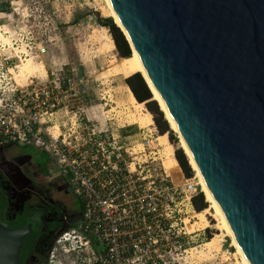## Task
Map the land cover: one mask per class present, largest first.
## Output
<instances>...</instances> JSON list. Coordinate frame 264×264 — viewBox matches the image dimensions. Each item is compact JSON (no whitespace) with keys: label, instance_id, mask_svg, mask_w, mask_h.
<instances>
[{"label":"built area","instance_id":"1","mask_svg":"<svg viewBox=\"0 0 264 264\" xmlns=\"http://www.w3.org/2000/svg\"><path fill=\"white\" fill-rule=\"evenodd\" d=\"M57 1L0 0L11 8L0 12V148L47 151L83 204L81 223L58 237L49 264L76 238L95 264H179L196 186L182 171L183 182H174L153 123L90 118L72 78L49 73L44 59L57 29L47 7ZM28 61L42 68L23 77Z\"/></svg>","mask_w":264,"mask_h":264},{"label":"water","instance_id":"2","mask_svg":"<svg viewBox=\"0 0 264 264\" xmlns=\"http://www.w3.org/2000/svg\"><path fill=\"white\" fill-rule=\"evenodd\" d=\"M108 2L122 28L98 23L123 32L247 264H264V0ZM31 231L0 224V264H20Z\"/></svg>","mask_w":264,"mask_h":264},{"label":"rangeland","instance_id":"3","mask_svg":"<svg viewBox=\"0 0 264 264\" xmlns=\"http://www.w3.org/2000/svg\"><path fill=\"white\" fill-rule=\"evenodd\" d=\"M79 2L88 5H83L82 9H76L71 6L73 3L69 0H58L48 5L49 16L57 31L48 43V53L44 59L46 68L56 77L72 78L73 86L79 92V96H82V105L90 118L91 116L98 118L108 116L131 123L138 116L137 111L127 103L129 92L125 84L126 78L116 75L113 70V61H120L121 57L118 56L116 47L112 52H107L103 37L112 39L110 29L98 23V18L100 20L108 18L105 15L108 12L107 3L105 0H79ZM143 104L145 111H148L145 103ZM92 106L96 109L91 111ZM153 124L156 127L154 120ZM169 128L174 136V139L170 140L167 134L170 145L175 151L182 150L178 134L171 129L170 125ZM130 130L131 128L124 129V131ZM134 130L135 128L132 129ZM179 170L182 171L180 166ZM193 173L191 180L196 186L194 192L196 195L199 191L202 192V188L194 171ZM173 180L177 184L182 183L181 172L174 175ZM209 212L213 213V210ZM198 213L193 208L189 213L190 217L185 221L195 225L193 228H190L189 224L185 226L191 233L183 241V249L186 251L178 252V263L243 264L227 231L219 227L217 220L211 215L206 216L208 224L204 225L197 219ZM208 231L212 233V238L216 239L211 248L205 246L208 241L206 238ZM72 246L73 249L61 250L56 264H95L91 255L90 258H86L87 250L77 238L72 240Z\"/></svg>","mask_w":264,"mask_h":264},{"label":"flooded vegetation","instance_id":"4","mask_svg":"<svg viewBox=\"0 0 264 264\" xmlns=\"http://www.w3.org/2000/svg\"><path fill=\"white\" fill-rule=\"evenodd\" d=\"M78 200V202H77ZM0 224L31 225L20 264H49L58 237L81 223V201L50 154L33 146L0 148Z\"/></svg>","mask_w":264,"mask_h":264},{"label":"bare ground","instance_id":"5","mask_svg":"<svg viewBox=\"0 0 264 264\" xmlns=\"http://www.w3.org/2000/svg\"><path fill=\"white\" fill-rule=\"evenodd\" d=\"M105 1L107 3V6H108V12H106V14H105L106 17L112 18L115 21V24L119 28H122V26H121L119 20L117 19L112 7L110 6L108 0H105ZM103 39L107 45V52H112L113 49L115 48L114 41L112 39H110L109 37H103ZM113 63H114L113 70H114V73L116 75H121V76H124L125 78H128V77H130L136 73H139L143 77L148 88L151 91L152 99L157 102L159 109L163 112V114H164L168 124L170 125L171 129L174 130L178 134V132H177L171 118L169 117L161 99L159 98L155 88L152 86L150 79H149L141 61L139 60L135 50L132 48V53H131V56L129 58H121L120 61L114 60ZM41 68H42L41 65H38V64L32 63V62H27V63H24L22 66H20L19 71H20L21 76L26 77L27 75H32L35 72H37L38 70H41ZM126 88L128 89V92H129L128 93V100L129 101L127 103H129L133 107V109H135L137 111L136 113H137L138 117L136 119H134L133 122L140 121L142 126L152 125V123H153L152 115L148 111H145L144 104L137 102V100L135 99L131 90L128 87H126ZM178 137H179L180 146H181L182 150L184 151V153H185V155H186V157L190 163V166L192 167L193 171L195 172L196 177L199 179V183L201 185L202 192L204 193L205 198L209 204L208 209H205L196 215L197 219L201 223H204V225H207L208 223H207L206 216L207 215L213 216V218H215L217 220L218 226L227 231L228 235L230 236V238L232 240L233 246L236 248L237 253L240 255V257L243 261V264H247L245 256L243 255L239 245L237 244L233 234L231 233L227 223L225 222V220H224L221 212L219 211L215 201L213 200L209 190L207 189L201 175L199 174V172H198L191 156L189 155V153H188L181 137L179 136V134H178ZM160 140L162 143L166 144L165 151L167 154V158L165 160V166L168 169L170 176L172 178H174V175L179 174L180 170H179V166H178L176 159L171 157L173 150H172V146L169 143H167L168 142L167 134L162 135ZM209 210H211V211L213 210V213H210ZM186 224H189L190 228H193L195 225V223L191 224V223H187V222H186ZM214 239L215 238H212L209 241H207L205 246L207 248H211L213 246ZM215 241H216V239H215ZM211 250H213V249H211Z\"/></svg>","mask_w":264,"mask_h":264},{"label":"trees","instance_id":"6","mask_svg":"<svg viewBox=\"0 0 264 264\" xmlns=\"http://www.w3.org/2000/svg\"><path fill=\"white\" fill-rule=\"evenodd\" d=\"M109 29L115 47L117 49L118 56L121 58H129L131 56L132 50L123 32L115 25L111 26ZM125 84L130 88L132 94L139 103H145L148 111L153 115V120L156 124L159 134L160 135L169 134L170 140H173L174 136L169 128V124L165 119L163 112L159 109L157 102L152 99L151 91L148 88L143 77L139 73H136L126 78ZM175 157H176V161L178 162L180 168L184 173V176L186 178H192L194 176L193 169L191 168L189 161L183 150L177 149L175 151ZM191 202L196 212H201L208 208V202L206 201L203 192L199 191L198 194L194 195L192 197ZM81 208L83 212L82 202H81ZM3 209H4V202H1L0 211H2ZM79 224L72 226V228L78 227ZM206 238L209 241L212 238V233L208 231Z\"/></svg>","mask_w":264,"mask_h":264},{"label":"crops","instance_id":"7","mask_svg":"<svg viewBox=\"0 0 264 264\" xmlns=\"http://www.w3.org/2000/svg\"><path fill=\"white\" fill-rule=\"evenodd\" d=\"M126 87H128L127 85H126ZM129 88V87H128ZM130 89V88H129ZM178 163V162H177ZM178 166H179V164H178Z\"/></svg>","mask_w":264,"mask_h":264}]
</instances>
